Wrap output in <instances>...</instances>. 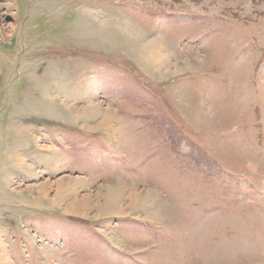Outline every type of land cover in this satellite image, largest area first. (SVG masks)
I'll return each mask as SVG.
<instances>
[{"label":"rangeland","instance_id":"obj_1","mask_svg":"<svg viewBox=\"0 0 264 264\" xmlns=\"http://www.w3.org/2000/svg\"><path fill=\"white\" fill-rule=\"evenodd\" d=\"M0 264H264V0H0Z\"/></svg>","mask_w":264,"mask_h":264},{"label":"bare ground","instance_id":"obj_2","mask_svg":"<svg viewBox=\"0 0 264 264\" xmlns=\"http://www.w3.org/2000/svg\"><path fill=\"white\" fill-rule=\"evenodd\" d=\"M137 200V199H136Z\"/></svg>","mask_w":264,"mask_h":264}]
</instances>
